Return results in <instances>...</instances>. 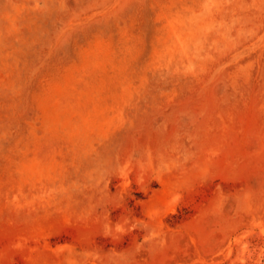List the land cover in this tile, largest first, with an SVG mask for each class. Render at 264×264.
<instances>
[{
  "label": "rangeland",
  "instance_id": "374dc122",
  "mask_svg": "<svg viewBox=\"0 0 264 264\" xmlns=\"http://www.w3.org/2000/svg\"><path fill=\"white\" fill-rule=\"evenodd\" d=\"M0 264H264V0H0Z\"/></svg>",
  "mask_w": 264,
  "mask_h": 264
}]
</instances>
